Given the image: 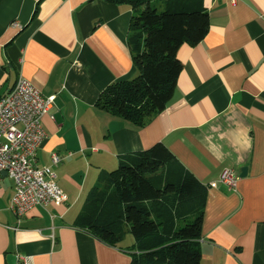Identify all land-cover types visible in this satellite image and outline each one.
<instances>
[{"label":"crops","instance_id":"0c3cea01","mask_svg":"<svg viewBox=\"0 0 264 264\" xmlns=\"http://www.w3.org/2000/svg\"><path fill=\"white\" fill-rule=\"evenodd\" d=\"M202 1L207 31L179 46L171 99L136 125L96 105L109 84L137 74L129 3L0 0V97L18 77L54 96L35 165L59 155L52 169L65 196L18 216L13 181L2 175L0 264L9 254L15 264H129V232L111 245L76 217L100 174L155 142L207 185L199 264H264V0ZM226 168L238 175L235 188L210 187Z\"/></svg>","mask_w":264,"mask_h":264},{"label":"trees","instance_id":"16d2710c","mask_svg":"<svg viewBox=\"0 0 264 264\" xmlns=\"http://www.w3.org/2000/svg\"><path fill=\"white\" fill-rule=\"evenodd\" d=\"M134 13L127 42L137 74L109 84L96 105L136 125L160 111L172 97L182 69L179 46L205 35L202 0H111ZM207 185L177 162L161 142L122 156L99 175L84 199L76 224L116 245L126 232L135 239L129 264H199V238Z\"/></svg>","mask_w":264,"mask_h":264},{"label":"built area","instance_id":"2783aa9c","mask_svg":"<svg viewBox=\"0 0 264 264\" xmlns=\"http://www.w3.org/2000/svg\"><path fill=\"white\" fill-rule=\"evenodd\" d=\"M53 99V95L42 96L30 81L22 77H18L0 97V179L5 171L13 181L9 208L18 216L34 205L46 206L65 199L52 169L59 162V155L51 153L50 165H35L36 151L46 137L41 119L49 113ZM237 179L233 169L226 168L209 186L221 183L233 189ZM24 263L29 264L27 258Z\"/></svg>","mask_w":264,"mask_h":264},{"label":"water","instance_id":"95a60500","mask_svg":"<svg viewBox=\"0 0 264 264\" xmlns=\"http://www.w3.org/2000/svg\"><path fill=\"white\" fill-rule=\"evenodd\" d=\"M245 172H246V167H242V168H241V173H240V175H241V176L244 175ZM2 175H6V172L3 171V172H2ZM7 260H8V262H9V264H15V263H16V256L13 255V254H9V255L7 256Z\"/></svg>","mask_w":264,"mask_h":264},{"label":"rangeland","instance_id":"374dc122","mask_svg":"<svg viewBox=\"0 0 264 264\" xmlns=\"http://www.w3.org/2000/svg\"><path fill=\"white\" fill-rule=\"evenodd\" d=\"M153 4L156 5L157 7L159 6V5H158V4H159L158 1L153 0ZM160 9H161V7L159 6V7H158V10H160ZM129 238H131V235H130V234H127V240H128ZM127 240H126V241H127Z\"/></svg>","mask_w":264,"mask_h":264}]
</instances>
